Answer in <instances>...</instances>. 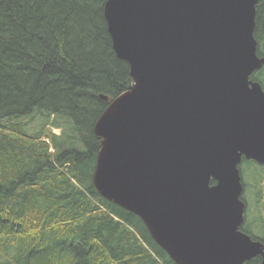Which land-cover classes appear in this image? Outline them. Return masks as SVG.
Returning a JSON list of instances; mask_svg holds the SVG:
<instances>
[{"label":"water","instance_id":"obj_1","mask_svg":"<svg viewBox=\"0 0 264 264\" xmlns=\"http://www.w3.org/2000/svg\"><path fill=\"white\" fill-rule=\"evenodd\" d=\"M258 0H107L130 88L94 125L93 182L138 215L177 264H264V242L241 229L243 158L264 163V65Z\"/></svg>","mask_w":264,"mask_h":264},{"label":"trees","instance_id":"obj_2","mask_svg":"<svg viewBox=\"0 0 264 264\" xmlns=\"http://www.w3.org/2000/svg\"><path fill=\"white\" fill-rule=\"evenodd\" d=\"M106 1L0 0V264H177L93 182L94 125L109 104L99 94L113 99L134 82L113 48ZM256 7L264 45V0Z\"/></svg>","mask_w":264,"mask_h":264},{"label":"rangeland","instance_id":"obj_3","mask_svg":"<svg viewBox=\"0 0 264 264\" xmlns=\"http://www.w3.org/2000/svg\"><path fill=\"white\" fill-rule=\"evenodd\" d=\"M43 120H40V123L36 122L33 125V130H38L42 127L43 124ZM51 130H53L55 133L60 134L61 129L59 127H50ZM240 170H241V174H242V179H243V183H244V192L243 195H245V197L248 199L249 202V208L248 210H246L247 215L250 219V222L253 223L254 219H258L259 218V210L260 207L257 206V202H256V188L260 185L261 187L264 186V170L262 168V166L260 164H258L256 161L254 160H249V159H243L242 162L239 165ZM262 205H264V202L261 203ZM263 208V207H262ZM253 225V230L256 233H260V228L257 226V224L255 223L252 224Z\"/></svg>","mask_w":264,"mask_h":264},{"label":"flooded vegetation","instance_id":"obj_4","mask_svg":"<svg viewBox=\"0 0 264 264\" xmlns=\"http://www.w3.org/2000/svg\"><path fill=\"white\" fill-rule=\"evenodd\" d=\"M258 53H259V55L261 56V57H264V45H263V43L261 42V41H258ZM255 74H257V78H254V75ZM253 80H255V81H258L260 84H261V86H262V88H263V90H264V65L261 67V68H259L258 70H256L254 73H253V75H252V77H251ZM252 160H254V159H252ZM254 161H256V160H254ZM256 162H258V161H256ZM258 163H260V164H262L263 166H264V163H261V162H258ZM245 187V186H244ZM245 189V188H244ZM245 192H246V189H245ZM245 192H244V194H245ZM243 199L245 200V202H246V210H248V208H249V202H248V199L245 197V195H244V197H243ZM263 200H264V196H263ZM264 215V214H263ZM255 223L257 224V226L259 227V225H260V223H261V225H262V221H261V219L259 220V219H254L253 220V223L252 222H250V219H249V217H248V215H247V212L245 213V221H244V223H243V225L242 226H245V228L247 229V231H245L246 233H248L249 235H251V237L253 238V239H259V240H261V241H263L264 242V229H262V231H260V233H256L254 230H253V225L252 224H254L255 225ZM262 228H264V225H262ZM244 231V230H243ZM263 239V240H262ZM257 257H260V260H261V256H257ZM259 260V261H260ZM258 261V262H259Z\"/></svg>","mask_w":264,"mask_h":264},{"label":"bare ground","instance_id":"obj_5","mask_svg":"<svg viewBox=\"0 0 264 264\" xmlns=\"http://www.w3.org/2000/svg\"><path fill=\"white\" fill-rule=\"evenodd\" d=\"M46 140H48V141H49V139H48V138H46ZM50 150H52V151L54 150V147H53L52 145L50 146Z\"/></svg>","mask_w":264,"mask_h":264}]
</instances>
